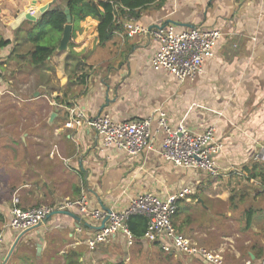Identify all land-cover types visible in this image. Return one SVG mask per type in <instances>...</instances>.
<instances>
[{"label":"crops","instance_id":"1","mask_svg":"<svg viewBox=\"0 0 264 264\" xmlns=\"http://www.w3.org/2000/svg\"><path fill=\"white\" fill-rule=\"evenodd\" d=\"M52 3L0 0V39L12 41L0 49L1 264L21 233L8 228L14 204L29 210L84 196L93 209L122 210L136 195L165 198L186 185H193L194 192L178 204L176 232L192 240L218 232L231 249L222 255L223 264H264V259H255L258 251L264 254V243L247 241V260L231 245L239 237L237 230H264V162L258 160L264 149V0H156L134 10L136 24L144 28H215L222 33L202 73L183 83L152 69L157 44L151 37L128 38L122 28L101 44L99 22L92 17L72 25L69 46L78 57H68L69 50L56 51L43 66H31L27 58L16 57L29 50L22 33L17 37L21 47L12 56L18 46L13 34L27 26L24 21L12 30L17 16L45 5L51 8ZM71 108L86 118L107 114L116 122L153 117L159 109L171 128L180 125L193 133L212 128L222 145L217 157L222 178L214 182L201 172L175 168L160 157L157 146L133 158L114 148L102 149L84 123L65 128ZM245 200L247 208L260 211L247 230L241 227L245 216L234 214L232 206L240 208ZM216 205L223 207L222 214ZM69 212L75 218L57 214L24 235L5 264H66L65 253L71 249L81 254V264H95L102 257L93 254L98 249L106 248L109 257L119 244L125 248L118 233L90 249L86 242L104 222L76 209ZM137 244L140 252L150 249V243L134 241L132 246ZM179 256L184 264L197 259L175 258Z\"/></svg>","mask_w":264,"mask_h":264},{"label":"built area","instance_id":"2","mask_svg":"<svg viewBox=\"0 0 264 264\" xmlns=\"http://www.w3.org/2000/svg\"><path fill=\"white\" fill-rule=\"evenodd\" d=\"M123 20V29L128 38L135 35L151 37L157 44V51L151 60L155 71H164L178 82L191 80L203 71L205 61L214 56V51L222 38V33L215 28H191L177 31L174 27L148 29L136 24L133 19ZM153 117L132 122H116L107 114L93 118L84 117L75 108L68 111L65 128H73L84 123L101 142L102 149L114 148L133 158L144 150H153L157 146L158 154L175 168L201 172L214 182L222 178V170L217 164V157L222 145L215 141L214 130L193 133L184 126L175 129L168 124L162 110L155 111ZM264 162V149L258 156ZM196 181L195 184H198ZM194 192L193 185H186L173 194L161 198L154 193H142L130 199L122 210L93 209L82 196L77 201H64L56 206H42L22 210L14 204L8 228L22 232L43 222L56 211L78 210L91 219L104 222V226L86 243L90 249L106 243L114 235H123L125 244L130 247L135 239L127 230L126 222L133 215H141L147 220L143 240L155 244L167 254H180L201 259L207 264H223L219 252L207 250L192 239L178 234L172 219L178 203L187 200ZM3 234L0 233V248ZM1 264V258H0Z\"/></svg>","mask_w":264,"mask_h":264},{"label":"trees","instance_id":"3","mask_svg":"<svg viewBox=\"0 0 264 264\" xmlns=\"http://www.w3.org/2000/svg\"><path fill=\"white\" fill-rule=\"evenodd\" d=\"M156 0H108L105 2H93L91 0H53L52 8H57L65 3L70 16L71 24L77 25L79 22L85 20L87 17L96 19L98 24V38L101 44L108 42L113 34L119 30H123L121 19H133L136 21L134 10L154 3ZM163 3L165 0H157ZM126 20V19H124ZM26 28L16 30V35L22 33L25 41L29 43V50L27 53L18 55L16 57L27 58L28 63L34 67H41L45 62L54 56L57 48V43L60 40L64 25L66 24V17L63 10L46 11L35 22L26 21ZM71 37L74 36L75 30L72 31ZM12 41L0 39V49L8 47ZM17 43V42H16ZM16 48L13 49L12 56L16 54ZM68 57H78L69 46ZM252 178L255 176L252 175ZM230 201L234 202V197L230 196ZM179 204V203H178ZM234 210H237L238 205H233ZM179 207L172 219V224L175 226V219L180 215ZM245 216V230L249 228L253 215L256 212L254 208H246L241 211ZM127 230L131 233L135 241L142 243V238L146 232L147 220L141 215H133L126 222ZM180 233V232H179ZM160 255L166 259L171 260L173 254L164 253L159 249ZM262 251L255 253V259H264ZM81 254L77 250H68L65 255L66 264H81L79 262Z\"/></svg>","mask_w":264,"mask_h":264},{"label":"rangeland","instance_id":"4","mask_svg":"<svg viewBox=\"0 0 264 264\" xmlns=\"http://www.w3.org/2000/svg\"><path fill=\"white\" fill-rule=\"evenodd\" d=\"M18 36H19V34L18 35H16V33L13 34V40L18 42V46H16V47L19 49V46L21 47L19 42H21V41L17 38ZM23 38L25 40L24 36H23ZM26 44L29 45L28 42ZM25 72H23L24 76H25ZM24 76L22 75V77H24ZM235 196H236V199L238 200L239 196L237 195V193L235 194ZM246 198H248V196ZM248 201L249 200H245V201L241 202L240 204L242 206H240V208H238L235 211L236 213H234V214H238V213L242 214L241 208H243V210H245L247 208V205H245V204H247ZM222 208L223 207L221 205H216L214 207V209H216L219 214H222ZM219 214H217V215H219ZM199 215H201V214L198 213L197 216H199ZM241 227H243V228L245 227L244 217L242 218ZM237 229H239V227H237ZM237 231H238L239 237L235 240V243H233L231 245L233 247H235V249L240 250L241 252H243V256L247 260L245 251H246L248 246H246L245 243L247 241H250L249 243L253 242L254 245L256 243H262L263 244L264 243V230L258 229V231H257V229H256V231H254V230L250 229V230H247L246 232H241L239 230H237ZM213 232H215V231H211V232L207 233L205 237L196 236L195 240L197 242L194 239H193V241L196 242L199 246H201V247H203V248H205L207 250H211V251H214V252H219L221 254V256H222L224 253L228 252V249H230L229 247L226 248L224 246V244L225 243L230 244V243L222 241V240H219L218 239L219 237L216 235V233H218V232H215V233H213ZM142 242L145 243V244H148V242L145 241V240H143ZM206 242H208V244H210V243H213V244L212 245H208V244H206ZM153 245L154 244L148 245L150 247V249L148 248V251L146 253L145 252L143 253V252H140L138 250L139 249L138 247L140 246L139 244H137L135 246H130V247H126L124 245L125 248H123V246L121 244H119L117 249L115 250V252H113L114 254L110 255L109 257L107 256L106 248L103 249V250L102 249H98V251H96L93 254L100 253L102 257L100 259L95 260V264H175L176 262H181L182 264H184L183 263L184 261H182V258H180L182 256H179V257L175 258L176 256H178L180 254H174V255H172V259L171 260H166L160 255V252H159L158 248L157 249H153L151 247ZM248 245H250V244H248ZM126 253H130V257H125ZM222 258H223V256H222ZM191 260H192L193 264H203L204 263V261H203V263L200 262V261H202L201 259H198V260L197 259L196 260L195 259H191ZM85 262L86 261L84 260L83 264H85ZM124 262H126V263H124Z\"/></svg>","mask_w":264,"mask_h":264},{"label":"water","instance_id":"5","mask_svg":"<svg viewBox=\"0 0 264 264\" xmlns=\"http://www.w3.org/2000/svg\"><path fill=\"white\" fill-rule=\"evenodd\" d=\"M52 10H63L65 17H66V24L64 25L63 28V32L61 34L60 40H59V44L56 48L57 52H63V51H68L69 50V43L71 40V31H72V24H71V16L69 13V10L67 8V6L65 5V3H62V5L60 7L57 8H50L48 5L43 6L42 8L33 11V12H23L21 14H19L14 22V24L11 25V29L15 30L17 27H19L24 21H30V22H35L37 19H39L41 17V15L43 13H45L46 11H52ZM57 214H62V215H68L71 216L73 218H75V216L70 213L69 211H56L53 212L51 215H49L43 222L39 223L38 225H36L35 227H32L28 230L22 231L20 233V235L18 236L15 244L12 246L11 251L9 252L8 256L4 259V264L8 261L14 247L16 246V244L18 243V241L27 233L37 230L40 227H42V225L48 220L50 219V217L57 215ZM77 218V217H76ZM78 220V218L76 219ZM104 226V225H103Z\"/></svg>","mask_w":264,"mask_h":264}]
</instances>
